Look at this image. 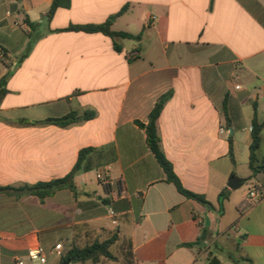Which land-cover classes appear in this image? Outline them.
<instances>
[{
  "label": "crops",
  "instance_id": "obj_1",
  "mask_svg": "<svg viewBox=\"0 0 264 264\" xmlns=\"http://www.w3.org/2000/svg\"><path fill=\"white\" fill-rule=\"evenodd\" d=\"M52 2L0 0V82L10 73L0 84V187L63 178L91 151L76 195L0 193V264L53 249L51 232L62 228L53 216L62 214L68 250L117 236L128 264H264V198L245 207L250 190L264 191V170L251 178L249 168L255 112L264 118V0H71L48 20ZM107 21L140 39L65 30ZM169 92L158 119L163 151L183 187L213 208L181 194L148 147L144 127ZM73 111L95 117L28 123ZM263 151L264 129L259 163ZM103 170L116 198L97 180ZM236 175L250 178L247 190L228 188Z\"/></svg>",
  "mask_w": 264,
  "mask_h": 264
},
{
  "label": "trees",
  "instance_id": "obj_2",
  "mask_svg": "<svg viewBox=\"0 0 264 264\" xmlns=\"http://www.w3.org/2000/svg\"><path fill=\"white\" fill-rule=\"evenodd\" d=\"M70 4H71V0H53L50 6V9L47 13L48 20H50L53 17L55 11L58 8H61V7L68 8L70 7ZM126 8L127 7H125L123 11H125ZM24 23L31 29H34L36 27V23L31 22L28 17L24 19ZM111 27H112L111 21H107L106 23H103V24L71 25L65 30L83 31L87 33L102 32L111 37L140 39V35H133V34L121 32V31H113ZM117 49L119 48L117 47ZM9 76H10V73L1 80L0 84L5 83ZM171 95L172 94L170 92L163 95L157 101L155 107L153 108L152 112L149 115V122L144 127L146 131L148 147L151 150V152L154 154L158 163L164 169L165 173L167 174V180L173 183L181 194H183L185 197L189 199L196 200L199 203L208 206L209 208H213L212 204L206 199L205 196L191 192L183 187L180 179L178 178V176L175 174L173 170V166L171 162L167 159L163 151V148L161 145V137L159 135V129H158V119L165 107V104L167 103ZM94 117H95V112H92V111L85 112L82 115H80L76 111H73L70 114L64 117H61V118H49L42 122L34 121V122H28V123L32 125H35L38 123H48V124L56 125V126L63 128L69 125L79 123L84 120L92 119ZM263 129H264V118L262 121H260L255 112V115L252 121V130H251L252 143L250 145V157H249V168L252 172L251 178L256 177V175L260 173V168L264 169V162L259 163V158H258V151L262 143ZM90 151L91 149L81 150L78 161L76 165L74 166L73 170L63 178L55 179L50 182H38L34 185H25L18 189L13 188V187H0V193L6 192L8 190H18L27 195L37 197L41 202H44L46 198L53 196L57 191H60L63 189H68L72 191L74 195H76V186L74 184V176L81 169L82 163L85 160L86 155L89 154ZM229 154H230L232 162L234 163L235 161H234L233 146H232L231 139H230ZM229 193H230V190L226 188L222 190L219 195V209L221 212L224 210V202L226 199H228ZM117 239H118L117 236H113L104 241H100L96 239L92 243L86 244L85 246H80L74 243L69 248V250L61 257L60 264H63V262H65L66 260H71L72 261L71 264H76V263L84 264L87 262H92L93 264H97L100 262L102 258L113 260L115 259V256L111 248L113 247ZM199 244H200V241H197L195 243L188 244V246L194 247ZM209 264H221V263L216 259H211Z\"/></svg>",
  "mask_w": 264,
  "mask_h": 264
},
{
  "label": "built area",
  "instance_id": "obj_3",
  "mask_svg": "<svg viewBox=\"0 0 264 264\" xmlns=\"http://www.w3.org/2000/svg\"><path fill=\"white\" fill-rule=\"evenodd\" d=\"M236 88L239 89L240 86H236ZM221 133H223V130H221ZM97 180H99L103 184V186H105L107 190H109V193L113 198H116L118 196L117 190L113 188V183L111 182L107 171L103 170L99 172L97 174ZM263 198L264 191L261 188L252 189L248 192V198L245 202V207L256 205ZM52 253L61 258L64 255V248L62 243H57L53 247ZM28 258L31 262L38 261L40 264H46L48 261L45 249L41 246L29 250Z\"/></svg>",
  "mask_w": 264,
  "mask_h": 264
},
{
  "label": "rangeland",
  "instance_id": "obj_4",
  "mask_svg": "<svg viewBox=\"0 0 264 264\" xmlns=\"http://www.w3.org/2000/svg\"><path fill=\"white\" fill-rule=\"evenodd\" d=\"M24 51H25V47H23L21 53L24 52ZM263 153H264V151L262 152L261 155H263ZM250 185H251L250 182H246L244 184V186H243V191L247 190L250 187ZM58 201H59V197L56 198V199H54L52 201V203H53L52 204L53 209H54L55 203L58 202ZM61 202L63 203V198L61 199ZM62 213H63V211H62ZM70 217L72 219H75V217H76L74 207H73V209H71V215H69V218ZM53 218H54L53 219V222H52L53 225H55L56 222L60 220L61 221L62 228H61L60 232L57 231V230L51 232V234L53 236L52 239H53V241L56 238L60 239L59 240V243H62L63 248H64V252L66 253L67 250H68V247L70 246V244H68L67 242L63 241V214L62 215H58V216H53ZM229 219H227V221H229ZM42 236L44 237V239H46V233H43ZM50 240H51V238H50ZM111 250H112V252H113V254L115 256V259L110 260V259L102 258L100 260V262L97 263V264H128V261L126 260V258H124L123 254H122V249L121 248L112 247ZM51 251H52V248H50V245H48V248L45 249V252H46V254H47V256H48V258L50 260V264H58V262L60 264L61 258L58 257L57 255H55L54 253H51ZM28 263H31V262L30 261H24V264H28ZM33 264H40V263L38 261H35V262H33ZM85 264H93V263L92 262H87Z\"/></svg>",
  "mask_w": 264,
  "mask_h": 264
},
{
  "label": "water",
  "instance_id": "obj_5",
  "mask_svg": "<svg viewBox=\"0 0 264 264\" xmlns=\"http://www.w3.org/2000/svg\"><path fill=\"white\" fill-rule=\"evenodd\" d=\"M260 170H264V169L260 168ZM249 180H250V178H242V177H238V176H232L229 179L227 186L231 190H237V189L241 188ZM71 263H72L71 260H66L65 262H63V264H71Z\"/></svg>",
  "mask_w": 264,
  "mask_h": 264
}]
</instances>
